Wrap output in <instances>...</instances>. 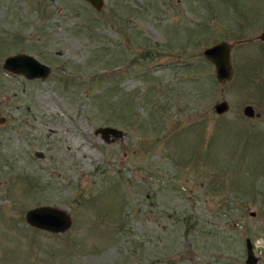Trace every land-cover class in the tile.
<instances>
[{
  "label": "rangeland",
  "instance_id": "374dc122",
  "mask_svg": "<svg viewBox=\"0 0 264 264\" xmlns=\"http://www.w3.org/2000/svg\"><path fill=\"white\" fill-rule=\"evenodd\" d=\"M263 26L264 0H0V264H246L247 236L264 264V76L237 57ZM43 204L70 226L29 224Z\"/></svg>",
  "mask_w": 264,
  "mask_h": 264
},
{
  "label": "water",
  "instance_id": "95a60500",
  "mask_svg": "<svg viewBox=\"0 0 264 264\" xmlns=\"http://www.w3.org/2000/svg\"><path fill=\"white\" fill-rule=\"evenodd\" d=\"M96 8H100L103 0H88ZM264 34V33H263ZM262 34V35H263ZM231 43L226 39H221L202 50L203 55L209 60L215 70V76L219 82H228L234 74V68L230 60ZM3 67L12 72L23 73L28 78L45 77L50 72L48 64L40 61L33 55L24 52L9 54L4 58ZM229 108V103L226 99H222L214 103V109L217 113H223ZM243 112L247 116H253L254 108L251 104H246ZM4 119V117H2ZM96 133H100L105 142H110L124 134V131L110 124L100 125L95 129ZM37 154H42L36 151ZM26 221L36 227L48 229L51 231H64L71 224L70 214L59 207L43 204L27 209L25 213ZM246 248V264H255L258 256L253 251V243L249 236L245 238Z\"/></svg>",
  "mask_w": 264,
  "mask_h": 264
},
{
  "label": "flooded vegetation",
  "instance_id": "af4514ba",
  "mask_svg": "<svg viewBox=\"0 0 264 264\" xmlns=\"http://www.w3.org/2000/svg\"><path fill=\"white\" fill-rule=\"evenodd\" d=\"M263 33H264V26L261 28L259 32H256L251 37L240 39L242 40L240 42H248L246 47L249 48L240 50L237 53V57L242 60V62H240L241 66H244L245 64L250 65L253 68L258 69L259 70L258 73H260L261 76H264V34ZM16 73H20V72H16Z\"/></svg>",
  "mask_w": 264,
  "mask_h": 264
}]
</instances>
